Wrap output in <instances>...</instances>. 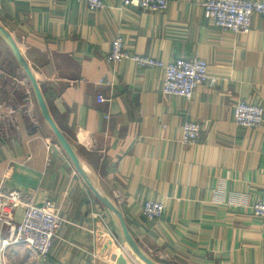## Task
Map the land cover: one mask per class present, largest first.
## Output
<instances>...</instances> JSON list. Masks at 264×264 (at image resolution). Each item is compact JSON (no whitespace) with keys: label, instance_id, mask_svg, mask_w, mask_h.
<instances>
[{"label":"crops","instance_id":"obj_1","mask_svg":"<svg viewBox=\"0 0 264 264\" xmlns=\"http://www.w3.org/2000/svg\"><path fill=\"white\" fill-rule=\"evenodd\" d=\"M168 1L151 12L121 0L101 10L79 0H0V24L89 181L122 212L145 253L169 264H264V219L252 209L264 194V124L238 126L233 114L241 99L264 107V16L235 34L204 17L203 0ZM119 35L134 54L205 59L215 83L190 100L165 95L162 69L110 60ZM188 121L202 125V139L184 145ZM89 181L0 37V187L35 194L37 206L51 199L67 220L48 257L14 244L6 264H117L131 254L117 215ZM147 200L163 203L162 219L143 216Z\"/></svg>","mask_w":264,"mask_h":264},{"label":"built area","instance_id":"obj_2","mask_svg":"<svg viewBox=\"0 0 264 264\" xmlns=\"http://www.w3.org/2000/svg\"><path fill=\"white\" fill-rule=\"evenodd\" d=\"M58 1V0H53ZM90 8H105L106 0H79ZM123 6H135L151 12L165 11L168 0H121ZM203 13L207 20L221 30L235 34L249 33L255 14L264 16V0H203ZM110 60L119 63L124 60L134 62L142 68H159L164 71L162 92L190 100L196 89L215 79L209 75V64L205 59L190 57L162 61L149 55L134 54L127 50L123 36L116 37L111 45ZM100 103L108 101L99 94ZM234 122L238 126L258 128L264 124V107L260 103L239 100L233 107ZM109 115H107V118ZM203 127L199 122L184 124L181 142L194 144L202 139ZM35 194L19 189L0 187V264H6V251L14 244H22L38 257H48L59 238L63 224L67 220L57 211L56 203L47 199L42 206L35 204ZM253 213L264 219V194L252 206ZM23 210L22 219L17 220V212ZM143 216L150 221L164 217L165 207L156 200H147L143 205Z\"/></svg>","mask_w":264,"mask_h":264},{"label":"water","instance_id":"obj_3","mask_svg":"<svg viewBox=\"0 0 264 264\" xmlns=\"http://www.w3.org/2000/svg\"><path fill=\"white\" fill-rule=\"evenodd\" d=\"M0 37L8 44V46L12 50V52H13L14 56L16 57V59L18 60L20 65L24 68V70L26 72V75H27V77H28V79H29V81H30V83L32 85V89L34 91V94H35V97H36V100H37V104H38V106L40 108L41 114L44 117L46 123L49 125L50 129L52 130V132L54 133L58 143L62 146V148L69 155V157L73 161V163L76 166V168L80 171V173L89 181L88 175H87V173H86V171H85V169H84V167H83V165H82L77 153L75 152L73 146L68 141V139L66 138L64 133L61 131V129L58 127V125L56 124L54 118L52 117V114H51V112H50V110L48 108V105L46 103L45 97L43 95L40 83H39L37 77L35 76L31 66L29 65L28 61L25 59L24 55L22 54V52L20 50V47L16 43V41L13 38V36L11 35V33L4 26H2L1 24H0ZM90 184L93 187V189L95 190V193H96L97 197L108 208H110L112 211H114V213L117 215L125 240L127 241V243L130 246V248L133 250V252L140 258V260H142L146 264H165V263H162V262L154 259L153 257L149 256L147 253H145L142 250V248L140 247L139 243L136 241V239L130 233L122 212L118 208H116L113 205V203L107 197L102 195L94 187V185L91 182H90Z\"/></svg>","mask_w":264,"mask_h":264},{"label":"rangeland","instance_id":"obj_4","mask_svg":"<svg viewBox=\"0 0 264 264\" xmlns=\"http://www.w3.org/2000/svg\"><path fill=\"white\" fill-rule=\"evenodd\" d=\"M162 263L169 264L166 262H162ZM117 264H146V263L140 260V258L131 249V254L123 256V258L120 261H118Z\"/></svg>","mask_w":264,"mask_h":264}]
</instances>
